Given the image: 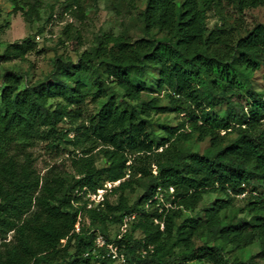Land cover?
Instances as JSON below:
<instances>
[{"label": "trees", "instance_id": "16d2710c", "mask_svg": "<svg viewBox=\"0 0 264 264\" xmlns=\"http://www.w3.org/2000/svg\"><path fill=\"white\" fill-rule=\"evenodd\" d=\"M260 7L264 0H146L139 38H99L77 62L58 58L34 84L5 71L0 264H118L96 246L99 234L129 264H264V89L253 81L264 69V23L243 22ZM211 10L223 21L212 28ZM88 99L101 102L96 111ZM154 114L181 121L161 135ZM51 138L53 149L73 148L70 180L57 167L43 177L33 167L29 150ZM206 141V151L195 149ZM135 186L143 193L131 201ZM209 193L224 198L200 210ZM134 214L112 240L108 225L122 228Z\"/></svg>", "mask_w": 264, "mask_h": 264}, {"label": "rangeland", "instance_id": "374dc122", "mask_svg": "<svg viewBox=\"0 0 264 264\" xmlns=\"http://www.w3.org/2000/svg\"><path fill=\"white\" fill-rule=\"evenodd\" d=\"M145 3L146 0H80L79 2L76 0H0V77L5 71L13 70L20 72L25 83L34 84L43 81L52 72L58 58L77 62L94 47L99 38L108 44L115 43L125 36H129L132 40L139 38L142 35V14ZM229 11L231 9L228 7L224 14ZM208 22L210 28L221 24L223 22L221 14L211 10ZM243 22L248 27L264 23V7L246 11ZM225 23L230 27L236 25L229 18ZM16 44L22 45L24 49L22 55L13 47ZM253 81L258 90L264 89V69L255 73ZM148 83L150 87H157V73L153 70H150ZM50 103L56 106L63 103V100L55 99ZM100 103H94L88 99L86 107L89 111H96ZM161 103L167 102L163 99ZM150 120L159 134L163 135V125H176L181 118L175 114H154ZM69 127L68 123L59 124L60 129ZM52 143H55L53 138L40 140L29 150L33 167L42 177L48 169L57 167L60 176L70 180L73 173L71 167L73 154L70 151H73V148L62 145L53 149L49 146ZM208 146L206 141L194 147L203 153ZM104 163L102 160L97 165L103 166ZM113 185L115 184L108 183V188ZM135 187L134 192L130 190L126 192L131 201H135L143 193V186ZM99 193L104 196L106 190H99ZM98 196L92 206L98 204ZM222 198L224 196L221 193L205 195L200 210L210 209L217 199ZM93 199L94 195H91L90 200ZM110 200L116 201L117 195H111ZM238 205H242V201ZM88 208H90L89 205ZM83 219L88 223L90 221L87 215ZM107 228L112 240L124 231L119 225L109 224ZM129 229L132 230V227L129 226ZM134 234L136 237H141L142 231L137 229ZM228 249L231 256L237 255L236 250L231 251V247ZM254 251H258V246L254 248Z\"/></svg>", "mask_w": 264, "mask_h": 264}, {"label": "built area", "instance_id": "2783aa9c", "mask_svg": "<svg viewBox=\"0 0 264 264\" xmlns=\"http://www.w3.org/2000/svg\"><path fill=\"white\" fill-rule=\"evenodd\" d=\"M110 185V184H109ZM111 186V185H110ZM99 191H98V194H94V199L92 201L96 202V198L97 196L99 195ZM98 199H99V202L103 200V195H99L98 196ZM156 199L158 200H162V199H159V196L156 197ZM98 202V203H99ZM90 207H92V203L89 204ZM135 214L132 215V216H127L125 217V223L122 225V232H125L126 228H127V223L129 221H131L132 219L135 218ZM77 230H79V227H77ZM96 246L98 248H101V247H107L108 249V252H107V256L112 258L113 260H115L118 264H129V261L127 259V257L125 256V254L122 252V249L119 247V245L117 243H107L106 239L104 238L103 235H98L97 238H96Z\"/></svg>", "mask_w": 264, "mask_h": 264}]
</instances>
